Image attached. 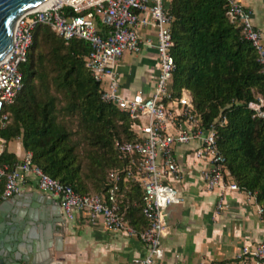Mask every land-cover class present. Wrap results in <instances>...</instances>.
Masks as SVG:
<instances>
[{
	"label": "trees",
	"instance_id": "16d2710c",
	"mask_svg": "<svg viewBox=\"0 0 264 264\" xmlns=\"http://www.w3.org/2000/svg\"><path fill=\"white\" fill-rule=\"evenodd\" d=\"M172 15L170 87L185 88L193 111L216 125V144L224 155L223 179L254 191L264 214V118L251 116L247 102L264 97V75L240 29L225 16L224 0H167ZM65 9H68L66 7ZM89 47L80 38L64 40L46 25L32 30L19 62L21 87L7 106L0 126L5 142L19 138L32 162L80 193H104L108 173L127 164L114 140H133L125 111L99 97V83L83 64ZM0 161L17 158L3 149ZM116 199L129 225L142 229L140 189L128 178L118 182Z\"/></svg>",
	"mask_w": 264,
	"mask_h": 264
},
{
	"label": "built area",
	"instance_id": "2783aa9c",
	"mask_svg": "<svg viewBox=\"0 0 264 264\" xmlns=\"http://www.w3.org/2000/svg\"><path fill=\"white\" fill-rule=\"evenodd\" d=\"M166 1L54 0L18 15L10 47L0 58V126H3L8 120L7 106L22 84L18 64L25 58L34 27L46 25L64 40L80 38L87 42L89 49L83 64L99 83V97L126 112L136 136L133 140H114V147L127 156V164L109 171L110 185L104 193H80L44 172L32 162L31 151L24 149L12 166L0 161V200L18 193L23 184L33 180L38 190L58 201L64 220L80 211L90 222L99 219L107 230L135 235L143 243L144 252L132 257L131 264H159L162 257L166 207L183 200L173 184L181 176L174 153L177 145L193 144V156L204 162L200 175L206 188L219 189L216 209L224 205L225 189L243 191L247 200L255 198L254 191L223 179L224 155L215 139L216 125L224 122V115L203 125L200 115L193 111L189 92L180 88L174 94L170 87L174 68L170 52L172 15ZM224 3L227 20L238 26L241 36L250 43L259 71L264 75V43L260 30L252 22L250 10L240 0H224ZM144 46H151L156 54L153 88L149 93L141 90L124 93L119 88L117 61L124 52L135 53ZM247 107L251 116L264 118L261 94L256 93ZM3 142L0 137V152ZM120 178H130L139 186L140 211L146 219L142 229L129 225L119 210L116 191ZM256 211L263 215L261 204H256ZM239 256L250 258L252 264H264V238L242 244ZM199 264L217 263L201 261Z\"/></svg>",
	"mask_w": 264,
	"mask_h": 264
},
{
	"label": "crops",
	"instance_id": "0c3cea01",
	"mask_svg": "<svg viewBox=\"0 0 264 264\" xmlns=\"http://www.w3.org/2000/svg\"><path fill=\"white\" fill-rule=\"evenodd\" d=\"M240 1L250 10L252 22L260 30L264 43V0ZM156 69V54L151 46L135 53L124 52L116 64L120 90L149 93ZM191 146L181 144L174 149L181 176L173 184L183 200L166 207L167 228L161 237L163 254L159 264H199L201 261L252 264L250 258L239 256V251L242 244L264 238V214L257 213L258 202L253 197L247 200L243 191L225 189L224 205L216 209L219 189L206 188L200 175L204 162L193 156ZM3 149L12 152L17 160L24 150L19 138L4 140ZM32 193L45 194L33 180H28L18 193L1 199L0 205L5 203L1 207L2 217L8 216L13 208L24 209ZM27 232L30 241L40 247L32 255L35 264H131L132 257L144 252L143 243L135 235L107 230L99 219L90 222L80 211L65 219L60 235L57 232L43 235L38 228ZM52 234L60 236L58 241Z\"/></svg>",
	"mask_w": 264,
	"mask_h": 264
},
{
	"label": "water",
	"instance_id": "95a60500",
	"mask_svg": "<svg viewBox=\"0 0 264 264\" xmlns=\"http://www.w3.org/2000/svg\"><path fill=\"white\" fill-rule=\"evenodd\" d=\"M44 1L0 0V58L10 47L12 28L18 15ZM2 205L5 203L0 205V264H21L20 261H24L22 264H35L32 255L40 247L30 241L27 229L38 228L47 236L50 232L60 235L65 220L57 211L58 201L49 195L32 193L24 209L13 208L4 218ZM52 237L58 241L60 236Z\"/></svg>",
	"mask_w": 264,
	"mask_h": 264
},
{
	"label": "bare ground",
	"instance_id": "6f19581e",
	"mask_svg": "<svg viewBox=\"0 0 264 264\" xmlns=\"http://www.w3.org/2000/svg\"><path fill=\"white\" fill-rule=\"evenodd\" d=\"M52 1H54V0H45L43 3H41L40 5H38V6L34 7V8L43 6V5L48 4V3L52 2ZM31 9H33V8H31Z\"/></svg>",
	"mask_w": 264,
	"mask_h": 264
}]
</instances>
